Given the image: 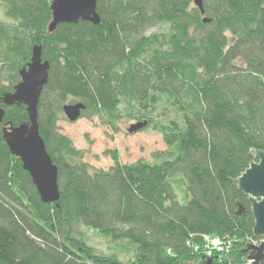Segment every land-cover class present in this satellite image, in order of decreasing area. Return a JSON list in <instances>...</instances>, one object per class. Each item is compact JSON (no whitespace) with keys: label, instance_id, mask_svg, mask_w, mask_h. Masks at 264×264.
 Returning a JSON list of instances; mask_svg holds the SVG:
<instances>
[{"label":"trees","instance_id":"1","mask_svg":"<svg viewBox=\"0 0 264 264\" xmlns=\"http://www.w3.org/2000/svg\"><path fill=\"white\" fill-rule=\"evenodd\" d=\"M1 3L0 96L14 93L35 46L51 65L38 121L62 199L44 204L4 141L6 124L29 122L27 107L3 106L0 264H247L255 219L232 181L249 154L264 152V0H204V14L195 0H98V26L52 34V0ZM71 99L87 107L82 118L111 126L132 107L134 119L160 127L166 151L93 169L58 126ZM89 232L128 259L99 253ZM213 237L234 246L209 258Z\"/></svg>","mask_w":264,"mask_h":264},{"label":"water","instance_id":"2","mask_svg":"<svg viewBox=\"0 0 264 264\" xmlns=\"http://www.w3.org/2000/svg\"><path fill=\"white\" fill-rule=\"evenodd\" d=\"M204 0H195V5L204 14ZM98 0H52V22L49 33H54L64 24L90 22L98 26L101 22L97 13ZM209 22L208 20L204 21ZM50 62L43 60L42 46L33 48L30 63L21 72V82L14 93L0 96V124L5 121L3 106L24 105L27 107L29 122L19 127L6 124L4 141L11 153L20 159L23 169L30 175L34 186L44 204L60 207L62 195L59 189V169L49 155L45 140L40 133L38 107L42 92L49 82ZM87 107L83 103L65 105L63 112L70 122H76ZM147 123H138L128 130L130 134L144 129ZM249 168L233 180L234 186L248 197L255 219L253 235L264 239V152L257 150L248 155ZM245 208L241 205L238 212L242 216ZM246 252L250 264L264 263V243L260 246L249 244Z\"/></svg>","mask_w":264,"mask_h":264},{"label":"rangeland","instance_id":"3","mask_svg":"<svg viewBox=\"0 0 264 264\" xmlns=\"http://www.w3.org/2000/svg\"><path fill=\"white\" fill-rule=\"evenodd\" d=\"M0 22L8 24V21L5 19L1 0ZM161 31L162 29H157L154 32ZM1 69L2 67H0ZM67 103L72 104L76 103V101L74 102L71 99ZM162 112L161 109L159 114ZM167 113L172 119L179 121L176 114L168 111ZM134 115L132 107L122 105L119 117L113 119V126L108 125L107 118L81 117L76 122H70L65 115L61 116L58 126L60 132L72 140L75 148L84 153V161L93 169L109 170L114 166L115 160L119 161L122 165H132L139 161L152 163L154 160L153 154L166 151L163 134L159 130L160 127L157 128L147 122V126L144 129L130 134L128 130L131 126L144 123L143 121L134 119ZM155 120L157 125L165 124L164 118L155 117ZM178 191L179 195L182 196V187H179ZM88 235L91 238L89 241L90 245L99 253L105 255L118 253L121 260L125 261L128 259L127 252H123L121 248H117L114 244L108 243L94 232H89ZM257 240L261 244L264 243L263 238ZM253 242H256V240ZM249 244L253 245L252 242H249ZM227 253L219 254L227 255ZM247 264L250 263L248 262Z\"/></svg>","mask_w":264,"mask_h":264},{"label":"built area","instance_id":"4","mask_svg":"<svg viewBox=\"0 0 264 264\" xmlns=\"http://www.w3.org/2000/svg\"><path fill=\"white\" fill-rule=\"evenodd\" d=\"M207 247H206V255L207 257H212L215 253H227L230 252V250L233 247V241L229 238H207ZM253 245L259 246L261 243L257 240L256 242H253Z\"/></svg>","mask_w":264,"mask_h":264}]
</instances>
